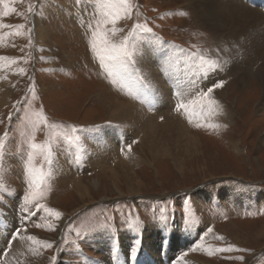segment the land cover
<instances>
[{
    "label": "rangeland",
    "instance_id": "1",
    "mask_svg": "<svg viewBox=\"0 0 264 264\" xmlns=\"http://www.w3.org/2000/svg\"><path fill=\"white\" fill-rule=\"evenodd\" d=\"M61 1L74 5L63 24L58 17ZM186 1L129 0L127 9L119 0H3L0 3V24L4 25L0 27V57L5 58L0 59V87L9 96L7 102L0 103V137H4L0 140V214H7L6 222L13 231L19 229L21 235L51 242L50 247L40 243L43 264H95L97 261L104 264V257L110 264H140L142 257L148 260L147 264H154L152 254L150 258L144 244H141L135 262L128 256L137 233L141 235L144 229L159 224L194 228L207 244L219 242L222 243L220 247L234 245L242 251L218 252L215 249L219 247H216L209 252L191 248L174 256L173 248L162 241L154 245L159 253L156 256L158 264H176L179 258L186 259L187 256L201 260L202 264H264V200L241 207H226L210 198L195 200L205 185L209 188L215 185L216 189L229 185L234 188L235 185L246 192L258 190L264 193V85L255 76L256 66L251 69V62L249 66L243 65L248 74L246 82L240 85L239 73L228 69L226 60L219 56V45L205 32L208 29L191 24L193 20L187 17L190 4ZM87 13L92 28L81 22L87 23ZM112 20H115L114 24ZM39 22L47 28L49 35L40 45L37 42ZM98 23L99 31L106 32L109 40L115 36L111 29L119 27L121 40L134 25H139L129 37L131 56L143 54V47L152 38L179 51L183 49L194 60L205 92L218 81L224 82L211 94L215 95L222 117L227 120L184 123L195 140L190 153L182 157L180 166L176 168L166 155L151 158L150 164L144 162L135 168L136 176L142 180L140 192L124 198H120L102 178L104 174L98 165L90 163L86 148L82 146L84 143L80 142L86 133H94L98 134L96 140L100 143L98 137L100 134L106 136L110 128V136H114L110 138L111 143L125 144L144 160L150 158L145 147L141 149L139 138L133 135L137 134L135 128L129 126L128 129L117 123L107 125L116 122L105 109V106H112L114 94L125 103L135 98L120 88L109 75V69L101 67L98 55L86 47L85 42L92 40L90 33ZM17 25L23 27H15ZM79 26L80 30L77 29ZM78 30L83 32L82 37H77ZM97 43L98 47H103L99 38ZM192 52L217 61L219 67L205 73L198 58L190 55ZM153 59L158 65L157 56ZM20 69L24 70L23 74ZM105 85L109 86L108 92L100 93L99 89H105ZM98 95L102 100L95 99ZM158 110L154 108V111ZM10 113H13L11 119ZM41 115L46 118L47 126ZM197 123L202 126L197 127ZM206 124L218 127L203 126ZM115 136L122 140L117 142ZM30 142L42 147L32 149ZM201 149L204 156H199ZM29 152L33 154L31 164L42 167L46 173L40 195L31 203L23 200L29 190L30 177L25 174ZM55 154L61 155V160L74 172L73 179L80 177L88 184L93 178H99V189L90 188V201L76 194L65 173L62 179L53 180L52 176H56L52 159L57 157ZM99 157L95 155V158ZM116 160L106 162L113 166ZM120 187L124 188L123 183ZM185 201L188 202L186 216ZM36 203L55 209L61 216L56 218L43 210L37 212ZM24 208L28 212H22ZM128 223L136 230L126 228ZM100 224L112 227L100 229ZM208 228L212 231L208 232ZM213 231L223 239L207 238ZM106 236L122 242L114 245L118 248L115 259L113 248L101 245ZM180 242L177 240L178 244ZM162 248H166L165 254L160 252Z\"/></svg>",
    "mask_w": 264,
    "mask_h": 264
},
{
    "label": "bare ground",
    "instance_id": "2",
    "mask_svg": "<svg viewBox=\"0 0 264 264\" xmlns=\"http://www.w3.org/2000/svg\"><path fill=\"white\" fill-rule=\"evenodd\" d=\"M186 2L190 4L189 12L186 8L185 11L188 12L187 17H191L190 19L193 20L191 24L202 29H208L205 32H208L211 37H214V39H212L213 42L219 45L217 46V48L220 49L219 56L226 60L228 69L239 73L238 78L240 80V85L246 82L248 74V72H245V67L243 65H248L250 62V66H252L251 69L256 66L255 76H257L258 80L264 85V0H187ZM58 5L61 8L58 13L60 22L62 24L66 23L68 18L67 13L72 9L74 10V5L70 2L65 4L64 1L59 2ZM67 7L69 9L64 11ZM88 15L87 13L85 17L86 20L89 17ZM79 17L81 19V15ZM81 22L84 26H88L89 24L92 25V22L88 20L87 23L82 20ZM79 28L81 27L79 26L77 29ZM79 30V34L77 35L82 37L81 35H83V32ZM118 30V34L116 33L113 39L109 40L110 42L120 41V35L122 34L119 33ZM46 33L47 28L39 22L37 27V42L43 40L45 42L49 37ZM225 33L226 35L228 34L227 38L224 37ZM90 34H92V32ZM69 35L71 34L69 33ZM85 44L86 47L90 48L89 43L85 42ZM143 48V54L131 56L132 61L135 62V67L140 70L139 74L142 77L141 80L133 79L135 74L130 73L128 70L132 61L125 62L128 67L108 62V69L113 73L112 76L120 88L135 99H133L134 101L129 100L128 103H125L121 98H115L114 94V96H112V106H110L109 103V106H105V109L109 112L111 117H114L112 120L116 121H111L107 125L114 126V123H117L128 129L129 126L135 128L137 134L133 133V135L139 138L142 144L141 149L145 147L150 158L144 160L140 156H137L135 149L129 151L125 158L115 156V150L118 151L119 146L115 145V143H111L110 138L114 136H110V128H108L105 134L106 136L100 134L101 136L98 137L100 143H97L96 140L98 134L94 133H86V137H84L82 141L80 140L81 144L82 142L84 143L82 146L86 148V156L90 160V163H99L98 167L102 170V174H104L102 178L110 183L111 188L120 198H124L127 195L135 196L140 192L142 180L135 174V168H137V166H142L144 162L149 163L152 161L151 158L154 160L156 157L166 155L177 168L180 166L182 157L190 153V146L193 144L195 136L190 134L186 129L187 126L184 125V123L188 122V117L183 109L179 111L176 109V104L178 102L189 105V112L192 114V120L194 121L212 122L224 120L221 111L217 115H207L208 105L206 103H201L202 98L200 97V93L205 92L201 87L202 77L199 71L194 68V60L191 59L185 51H182L183 49L179 51L155 38L149 40L148 44ZM155 56H157L158 65L156 60L153 59ZM8 71L10 70L8 69ZM108 87L109 86L105 85V89L100 88V93H103L102 91L104 90L107 91ZM138 95L139 98L136 97ZM213 96L215 95L210 94L209 99L215 100ZM7 97H9L7 92L3 93L0 87V103L7 102ZM95 99L99 101L102 100L100 95ZM140 104L143 106H140ZM216 107L220 109L218 104ZM154 108H159V110L156 112ZM202 111L205 115H200ZM228 115H230V112H228ZM226 120L227 119L224 121ZM104 128L106 127L104 126ZM98 133H100V131H98ZM115 140L118 142L122 139L115 136ZM197 144H199V142ZM231 145L233 146V144ZM232 148L236 149L235 146ZM192 149L191 153L193 154L195 150ZM95 155L100 156L99 159H96ZM200 155H203L202 149L199 156ZM55 156L57 157L52 158L55 170L54 173L56 175L55 177L51 175L53 180L62 179V174L65 173L66 177L73 183L75 188L74 191L80 198L85 197L88 198L87 200L92 199L90 188L100 187L99 178H93L88 184L84 183L80 177L73 179L74 172L69 169V166L64 163V160H61V155L55 154ZM114 158H117V160L115 163H112L114 164L113 166L107 164V160ZM142 160L144 161L142 162ZM120 183H123V189L120 187ZM236 188L237 186L235 185L234 188L229 185L227 188L216 189L215 185H212L211 188L205 185L203 189H201V193L195 197V200L199 201L202 198H210L219 201L226 207L230 205H237L239 207L248 206L254 202L264 200V193L257 192L258 190L246 192L245 190L238 188L237 190ZM6 216L7 214L5 213L0 214V264H43L40 244L28 240L26 238L27 236L21 234L13 238L12 233L15 231H13L12 227L6 222ZM186 227L179 226L174 228L172 226L159 224L154 227L150 226L142 231V244L147 246V248H145L150 258L153 257L154 264L159 263V259L156 257L159 253L155 250L154 245L162 241L173 248L175 252L174 256L176 254L178 255L180 251L189 250L191 248L200 251H212L216 247L222 245V243L219 242L213 244L209 242L207 244L203 242L201 239L202 237L198 235V230ZM218 237L219 234L215 231L207 236L209 239L212 238L221 241ZM36 239L41 241L38 238ZM177 240H181V242L178 244ZM9 241H11V243H9ZM117 243L121 244L122 242L120 240L118 241L117 238L109 236L101 240V245H104L107 249H112ZM164 250H166V248H162L160 252L165 254ZM150 254H152V257ZM179 260L180 261L177 260L175 263L202 264L201 260L193 256H187L186 259L179 258ZM103 261L105 262L104 264H110L105 257ZM139 263L147 264L148 260L142 257ZM85 264H94V262H86Z\"/></svg>",
    "mask_w": 264,
    "mask_h": 264
},
{
    "label": "snow or ice",
    "instance_id": "3",
    "mask_svg": "<svg viewBox=\"0 0 264 264\" xmlns=\"http://www.w3.org/2000/svg\"><path fill=\"white\" fill-rule=\"evenodd\" d=\"M2 2H3V0H0V3H2ZM119 3L124 5L125 9H127V7L129 6V0H119ZM4 15H7V13H4ZM112 23L114 24L115 20H112ZM0 27H4V25L0 24ZM15 27L19 28V27H23V26L17 25ZM88 27L92 28V25L89 24ZM137 27H140V26L134 25L133 29L130 30L127 33V35H124L123 38L119 42H110L109 39L107 38V33L106 32H100L99 31V23L97 24L96 29H94L92 31L93 39L89 41V47H90V50L94 54L98 55L102 68H108L109 67L108 62H111L112 64H115V65H121L124 67H128V65L125 62L126 61H132L131 53L128 50L129 37H131L133 35V31ZM116 31H117V29H115V28L111 29L113 36L115 35ZM149 31H150V29H149ZM97 38H99L100 42L103 44L102 48L98 47ZM190 55L193 58H198L199 64L203 68L205 73L209 72L210 70H215L216 68L219 67V64L217 61L206 59L204 56L199 55L197 52H192V53H190ZM0 59H5V58L0 57ZM128 70L130 73L135 74L133 76V79H135V80H141L142 79L141 75L139 74L140 70L135 67L134 61H132V64L130 67H128ZM23 71H24L23 69H20L21 74H23ZM109 75H112L111 71L109 72ZM223 84H224L223 81H218L216 84L209 87L206 92L200 93V97L202 98L201 103H206L208 105L207 115H217L220 113L221 110L216 107L218 102L215 101L214 99H209V96L213 92L214 88L222 87ZM32 90L34 91V89H32ZM176 109L178 111L180 109H183L185 114L188 117L189 123H192V114L189 112V105H187L183 102H178L176 104ZM12 115H13V113L9 114V119H11ZM200 115H205V113L202 111ZM26 118H28V117H26ZM41 119L44 121V123L47 126L46 118L42 117V115H41ZM200 126H202V125L200 123H197V127H200ZM203 126L218 127V125H215V124H206ZM72 130L75 131L76 129L73 127ZM3 139H4V137H0V140H3ZM69 140H71V137H69ZM30 147L32 149H39L42 146L38 145L34 142H30ZM129 149H130V146H129ZM48 153L50 155V149H48ZM32 159H33V154H32V152H29V154H28V161L29 162L25 164V174L30 177L29 190L26 191L24 196H23V200L27 203H31L33 200H36L37 196L40 195L39 189H40L41 184L44 182V178L46 175V173L43 171L42 167H36V166L31 164ZM49 163H50V160H49ZM35 208H36L37 212L40 210H43L46 213H48L49 215L54 216L56 218H59L61 216V213L56 211L55 209L47 208L44 205H41L39 203L35 204ZM184 208H185L184 215L186 216L187 210H188V202L187 201L184 202ZM22 212H28V209L24 208V209H22ZM35 214L36 213H31V215H35ZM26 218L27 217H25V219ZM173 219H174V217H173ZM185 223L186 224L188 223L187 219L185 220ZM111 227H112V225H110V224L98 225V228H100V229L111 228ZM126 228L136 230L132 223H128L126 225ZM207 231L211 232L212 229L208 228ZM19 235H20L19 229H17L15 232L12 233L13 238H15ZM21 238H24V237H21ZM26 238L30 241H34L37 244L43 243L49 247L51 246V242L39 241L36 239V237H33L31 235L27 236ZM218 239L222 240L223 237H218ZM9 243H11V241H9ZM141 244H142V237H141L140 233L138 232L137 238L133 241L131 248H130L129 259L131 261H133V262L136 261L137 253L140 250ZM215 250L218 252H230L233 250L242 251L241 249H235L234 245H228L227 247H219V248H216ZM117 251H118L117 246H114L112 249L114 259L116 258ZM229 258H231V257H229ZM95 264H99V262L97 261V262H95Z\"/></svg>",
    "mask_w": 264,
    "mask_h": 264
},
{
    "label": "crops",
    "instance_id": "4",
    "mask_svg": "<svg viewBox=\"0 0 264 264\" xmlns=\"http://www.w3.org/2000/svg\"><path fill=\"white\" fill-rule=\"evenodd\" d=\"M79 37V35H77ZM44 43L43 41L42 42H39V45ZM122 144V143H121ZM115 145H118V151L115 150V156L119 157V158H125L126 155L129 153V151H131L125 144H122L120 146V144H115ZM97 159V158H96ZM99 159V158H98ZM97 165H99V163H96Z\"/></svg>",
    "mask_w": 264,
    "mask_h": 264
},
{
    "label": "flooded vegetation",
    "instance_id": "5",
    "mask_svg": "<svg viewBox=\"0 0 264 264\" xmlns=\"http://www.w3.org/2000/svg\"><path fill=\"white\" fill-rule=\"evenodd\" d=\"M133 136V135H132Z\"/></svg>",
    "mask_w": 264,
    "mask_h": 264
}]
</instances>
